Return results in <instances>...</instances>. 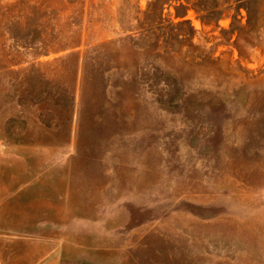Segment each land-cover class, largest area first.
<instances>
[{
	"label": "rangeland",
	"instance_id": "obj_1",
	"mask_svg": "<svg viewBox=\"0 0 264 264\" xmlns=\"http://www.w3.org/2000/svg\"><path fill=\"white\" fill-rule=\"evenodd\" d=\"M194 1L0 0V204L20 227L128 220L119 246L137 230L264 264V2Z\"/></svg>",
	"mask_w": 264,
	"mask_h": 264
},
{
	"label": "crops",
	"instance_id": "obj_2",
	"mask_svg": "<svg viewBox=\"0 0 264 264\" xmlns=\"http://www.w3.org/2000/svg\"><path fill=\"white\" fill-rule=\"evenodd\" d=\"M10 209L3 212L0 204V264H240V256L236 258L234 255L232 259L215 255L210 250L205 252L207 254L198 250V261L193 259V251L189 252L193 254L192 258L180 259L171 255L173 251L167 249L170 247L167 244L138 240L145 238L147 233L137 230L132 233L136 245L131 247L121 243L119 246L120 241L129 236L127 229V234L124 233L128 220L117 226L105 223L98 227L90 222L83 227L76 223L67 228L73 231L72 235H67L65 226L53 232L48 225L31 229L20 227L16 212ZM147 253L152 258L148 261L145 258ZM158 255H165L166 259L156 260Z\"/></svg>",
	"mask_w": 264,
	"mask_h": 264
},
{
	"label": "trees",
	"instance_id": "obj_3",
	"mask_svg": "<svg viewBox=\"0 0 264 264\" xmlns=\"http://www.w3.org/2000/svg\"><path fill=\"white\" fill-rule=\"evenodd\" d=\"M175 1L179 2V6H182V5H184V3H189L191 0H175ZM196 1H197V0H195V1L193 2V4H196ZM224 1H227V0H224ZM248 1H249V2H253V1H254V3H255V1H256L255 5H257V6L260 4V3L257 2L258 0H248ZM261 1L264 2V0H261ZM222 2H223L222 0H216V1L214 0V4L216 3V4L219 5V4H221ZM214 4H213L212 7H211V8H213V10H214V9H217V8H214ZM226 5H230L229 2H228V4H224V3L221 4L220 7H222V6H223V7H222L220 10H218V13H221V12L224 11V9H227ZM216 6H217V5H216ZM216 6H215V7H216ZM228 7H231V6H228ZM259 9H260V7L258 6V8L256 9V12H257V11L259 12V11H260ZM213 10H212V11H213ZM258 12H257V13H258ZM181 16H182V15H181Z\"/></svg>",
	"mask_w": 264,
	"mask_h": 264
}]
</instances>
